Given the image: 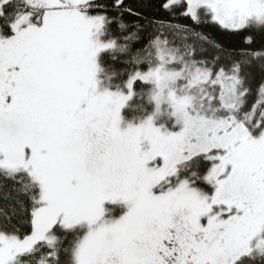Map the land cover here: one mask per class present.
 Wrapping results in <instances>:
<instances>
[{"label":"snow or ice","instance_id":"6c2138e0","mask_svg":"<svg viewBox=\"0 0 264 264\" xmlns=\"http://www.w3.org/2000/svg\"><path fill=\"white\" fill-rule=\"evenodd\" d=\"M157 7L0 0V264H264V0Z\"/></svg>","mask_w":264,"mask_h":264},{"label":"trees","instance_id":"16d2710c","mask_svg":"<svg viewBox=\"0 0 264 264\" xmlns=\"http://www.w3.org/2000/svg\"><path fill=\"white\" fill-rule=\"evenodd\" d=\"M159 0H126L127 4L132 5L134 8H140L146 15H160V16H168V13L163 12L158 9ZM180 23H190L187 20H180ZM208 32L211 37L216 40H219L227 49L238 48L243 45V34L234 35L228 32H223L218 28L207 26L203 29ZM261 40L260 36L256 37L257 43ZM4 195L3 191H0V197Z\"/></svg>","mask_w":264,"mask_h":264}]
</instances>
